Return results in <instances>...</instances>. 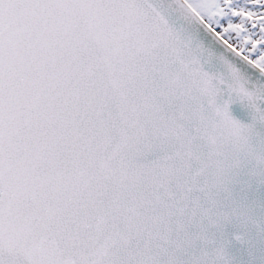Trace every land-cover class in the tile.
Here are the masks:
<instances>
[{
	"label": "snow or ice",
	"instance_id": "snow-or-ice-1",
	"mask_svg": "<svg viewBox=\"0 0 264 264\" xmlns=\"http://www.w3.org/2000/svg\"><path fill=\"white\" fill-rule=\"evenodd\" d=\"M0 264H264V0H0Z\"/></svg>",
	"mask_w": 264,
	"mask_h": 264
},
{
	"label": "water",
	"instance_id": "water-1",
	"mask_svg": "<svg viewBox=\"0 0 264 264\" xmlns=\"http://www.w3.org/2000/svg\"><path fill=\"white\" fill-rule=\"evenodd\" d=\"M232 114L241 119L244 122H250L251 114L250 111L242 105L240 101H235L230 105Z\"/></svg>",
	"mask_w": 264,
	"mask_h": 264
}]
</instances>
